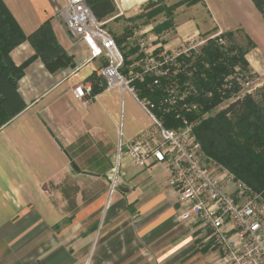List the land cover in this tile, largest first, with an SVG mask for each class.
I'll use <instances>...</instances> for the list:
<instances>
[{
	"label": "crops",
	"instance_id": "obj_1",
	"mask_svg": "<svg viewBox=\"0 0 264 264\" xmlns=\"http://www.w3.org/2000/svg\"><path fill=\"white\" fill-rule=\"evenodd\" d=\"M150 1L137 15L117 7L104 20L123 51L124 72L140 69L139 42L160 53L222 37L246 51L263 86L264 16L252 0H239L243 16L226 0H152L165 8L185 3L153 21L144 15ZM3 2L26 36L49 22L71 64L50 73L29 41L11 52L16 66L29 62L10 108L15 115L0 127V264H223L208 231L179 222L182 204L165 165L122 169L127 145L157 143L156 129L132 94L104 88L100 78L92 83L105 58H93L70 34L60 17L65 0ZM87 83L95 91L85 106L74 88ZM142 85L141 97L152 99Z\"/></svg>",
	"mask_w": 264,
	"mask_h": 264
},
{
	"label": "built area",
	"instance_id": "obj_2",
	"mask_svg": "<svg viewBox=\"0 0 264 264\" xmlns=\"http://www.w3.org/2000/svg\"><path fill=\"white\" fill-rule=\"evenodd\" d=\"M60 17L70 34L82 38L87 44L93 58H105L99 78L106 87L132 94L153 121L157 143L153 139H135L127 145L133 167L143 170L154 164L166 166L170 171L169 185L178 192L182 204L179 222L208 231L223 264H264V194L212 162L183 115L197 112L201 106L189 102L197 93L193 85L190 87L185 83L182 88L177 81L181 75L187 78L192 74L179 58L208 41L189 42L177 51L160 53L146 42H139L142 53L140 69L126 73L123 51L106 28V22L94 16L88 0H65ZM243 73H239L237 79L240 85L249 83ZM166 78L170 84L162 83ZM138 83L147 84L151 91L160 89L161 96L156 100L141 97ZM232 88L233 81L228 82L226 89ZM74 93L87 106L93 98L92 84H78ZM212 93L205 91L203 96L209 98ZM177 104L179 107H175ZM172 111L175 119L182 120V127L168 128L164 116L159 115ZM117 178L118 170L113 177L111 194L116 189Z\"/></svg>",
	"mask_w": 264,
	"mask_h": 264
},
{
	"label": "trees",
	"instance_id": "obj_3",
	"mask_svg": "<svg viewBox=\"0 0 264 264\" xmlns=\"http://www.w3.org/2000/svg\"><path fill=\"white\" fill-rule=\"evenodd\" d=\"M252 1L264 16V0ZM88 4L94 16L101 21L117 13L114 0H88ZM178 4L167 8L168 13L170 14V10L174 11ZM164 8L159 7L152 12L160 13L165 10ZM144 15L150 19L152 17L150 13ZM172 16L173 14L169 18ZM214 39L216 45H214L215 42H212ZM214 39L208 41V47L202 48L203 55L199 56L190 68L192 72L194 71L192 84L197 91L190 100L203 106V109L194 114L183 113L189 122L199 119L201 114L210 111L213 106L219 104L224 96L231 93L229 89H226L228 92L225 95L218 91L224 83L228 65L238 66L241 63L242 70H250L249 63L245 59V50L236 45L227 46L219 41L220 37ZM25 41H29L34 47L50 73H56L71 64L66 52L56 42L49 22L43 24L35 33L26 36L6 4L0 0V127L15 115V112L10 113V111L14 108V103L17 100L18 81L29 61L22 66H16L11 58V52ZM211 42L213 45H210ZM224 48L229 53L225 52ZM202 59L209 61L210 66L206 67L204 62L201 66ZM190 61L191 59L188 60V63ZM194 66H197L198 70H195ZM250 72L253 74L251 70ZM184 78L180 79L184 80ZM91 81L96 84L99 82V77L93 76ZM162 83L170 84V80L163 79ZM236 85L237 83L233 82L234 92L239 90ZM140 87L144 89L147 96L153 95L152 100L158 99L162 94L160 89L151 91L147 84ZM262 90L264 97V83ZM94 91L93 88V95ZM205 91H213L212 96L209 98L203 96ZM262 104H264V98ZM175 107H179V105L177 104ZM173 113L172 111L166 114L159 113V115L164 116L165 125L168 128H179L182 125V120L175 119ZM227 115H231V118H228ZM195 132L204 152L216 160L218 165L229 170L236 178L243 180L254 190L264 194V111L259 104L250 97L235 99L219 116L202 119L195 127Z\"/></svg>",
	"mask_w": 264,
	"mask_h": 264
},
{
	"label": "rangeland",
	"instance_id": "obj_4",
	"mask_svg": "<svg viewBox=\"0 0 264 264\" xmlns=\"http://www.w3.org/2000/svg\"><path fill=\"white\" fill-rule=\"evenodd\" d=\"M227 5H229L232 9H231V13H237L239 16H243L247 13V10L244 9V7L240 6L239 0H226ZM117 7H118V12L120 14H124V15H137L140 13V9L141 7L145 4L144 3H138L135 2L133 4L130 5V7H126L123 8V2L122 0H115ZM180 3V2H179ZM178 4V3H177ZM185 3H180L178 5H176V9H178L181 6H184ZM159 8V6H157L155 3H151L148 4V6L146 7V10H148L145 14H149L152 16L151 19L147 18L148 20L153 21V19H158L160 18L159 16H164V18H169L171 14H174V11L171 12L170 10V14L168 13V9L164 8L162 10V12L160 13H156L154 14L152 11H154V9ZM242 19V18H241ZM169 22V20H167V23ZM168 28V25H167ZM166 28V29H167ZM220 39H222V37H220ZM213 43L215 42V39L212 41ZM210 43V45H213V43ZM209 42L198 46L196 49H193L191 51H189L186 54H183L180 58H179V62H181L182 64H184L187 69H190L192 67V65H194V63L197 61V58L199 56L203 55V49L204 47H208ZM216 45V42L215 44ZM227 47V46H226ZM262 51L264 52V45H260ZM139 51L141 53L140 47H139ZM224 51L229 53L227 51V49L224 48ZM142 54V53H141ZM228 55V54H227ZM232 56V55H229ZM204 57V56H203ZM191 59V61L188 63V60ZM204 62V64L206 65V67L210 66V62L209 61H204V59L201 60V66L202 63ZM242 64H238V66H230L228 65V71L227 73H225V77H224V83L223 85L220 87L221 89V93L223 95H225L228 91L226 90V85L228 84V82H235L237 83V87L239 88V90L237 92H234L233 89H229L231 90V93L228 94V96H224V98L219 102V104L213 106V108L208 111V112H204L203 114H201V117L199 119H196L194 121H190L189 123L191 124V128L192 130L195 132V127L197 126L198 123H200V121H202V119H206L208 117H217L220 115V113L226 108L228 107L236 98H238L239 96L243 95V99L250 97L251 99H253L257 104L260 105L261 109L264 111V104H262L263 101V90L262 87L260 88L259 84L260 81L257 79V77H255V75L251 74L250 70H242ZM195 70H198L197 66L193 67ZM242 71L244 72L243 74L246 75L248 77V84L245 85H240V83H238L237 79L240 77L239 73L241 74ZM192 72V71H190ZM194 72V71H193ZM192 72V73H193ZM193 74H190L189 76H187V78L184 75H181V77H185L184 80H181L179 77L177 78L178 83L181 85L182 88H184L185 83H189V85H191L190 87H192V81H193ZM180 79V80H178ZM182 81V82H180ZM215 88V85L213 86ZM191 99V98H190ZM189 99V102H191V100ZM203 109V106H201V109L198 111H201ZM197 111V112H198ZM195 112H193L192 114H194ZM200 113V112H199ZM228 118H231V115H227ZM188 119V118H187ZM182 127V125L179 126V128ZM205 153V152H204ZM206 154V153H205ZM207 155V154H206ZM208 156V155H207ZM212 162H215L216 160H214L213 158H211L210 156H208ZM122 163V169L125 168L126 165L128 164H132V160L131 158H129L128 156H122V159L120 161ZM218 162V161H217ZM216 163V162H215ZM243 181V180H242Z\"/></svg>",
	"mask_w": 264,
	"mask_h": 264
},
{
	"label": "bare ground",
	"instance_id": "obj_5",
	"mask_svg": "<svg viewBox=\"0 0 264 264\" xmlns=\"http://www.w3.org/2000/svg\"><path fill=\"white\" fill-rule=\"evenodd\" d=\"M144 1H146V0H123V4L126 7H130V5L133 4L134 2L141 3V2H144Z\"/></svg>",
	"mask_w": 264,
	"mask_h": 264
},
{
	"label": "water",
	"instance_id": "obj_6",
	"mask_svg": "<svg viewBox=\"0 0 264 264\" xmlns=\"http://www.w3.org/2000/svg\"><path fill=\"white\" fill-rule=\"evenodd\" d=\"M101 83H102L103 87L106 88V84L102 79H101Z\"/></svg>",
	"mask_w": 264,
	"mask_h": 264
}]
</instances>
